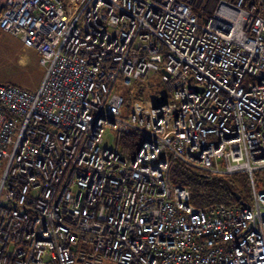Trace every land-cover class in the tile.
I'll return each mask as SVG.
<instances>
[{"label":"built area","instance_id":"2783aa9c","mask_svg":"<svg viewBox=\"0 0 264 264\" xmlns=\"http://www.w3.org/2000/svg\"><path fill=\"white\" fill-rule=\"evenodd\" d=\"M0 30L43 68L0 82V264H264V0H6ZM174 161L248 198L194 206Z\"/></svg>","mask_w":264,"mask_h":264},{"label":"trees","instance_id":"16d2710c","mask_svg":"<svg viewBox=\"0 0 264 264\" xmlns=\"http://www.w3.org/2000/svg\"><path fill=\"white\" fill-rule=\"evenodd\" d=\"M158 92L155 91L153 96ZM123 94L125 104L128 106L131 93L128 90ZM134 94H140V90H135ZM138 144V133L116 134L115 145L126 157H130L135 152ZM170 179L175 184L186 185L190 188V203L194 206H205L220 202L228 205H239L246 201L249 195L244 173H210L180 161H174L170 168Z\"/></svg>","mask_w":264,"mask_h":264},{"label":"rangeland","instance_id":"374dc122","mask_svg":"<svg viewBox=\"0 0 264 264\" xmlns=\"http://www.w3.org/2000/svg\"><path fill=\"white\" fill-rule=\"evenodd\" d=\"M6 0H0V12ZM35 50L23 47L18 37L0 30V82H14L20 86L34 90L41 79L43 68L38 64ZM161 72L152 73L149 83L145 86V96L153 97L155 91L162 92ZM114 89L119 93L135 92V88L124 86L121 79H117ZM104 145L114 147L116 132L105 129L103 132ZM248 190V188H247ZM249 193V190L247 191Z\"/></svg>","mask_w":264,"mask_h":264},{"label":"water","instance_id":"95a60500","mask_svg":"<svg viewBox=\"0 0 264 264\" xmlns=\"http://www.w3.org/2000/svg\"><path fill=\"white\" fill-rule=\"evenodd\" d=\"M163 100V97L161 96V97H158L157 99H156V101L157 102H161ZM237 198H238V196H237Z\"/></svg>","mask_w":264,"mask_h":264},{"label":"crops","instance_id":"0c3cea01","mask_svg":"<svg viewBox=\"0 0 264 264\" xmlns=\"http://www.w3.org/2000/svg\"><path fill=\"white\" fill-rule=\"evenodd\" d=\"M4 6V5H3Z\"/></svg>","mask_w":264,"mask_h":264}]
</instances>
